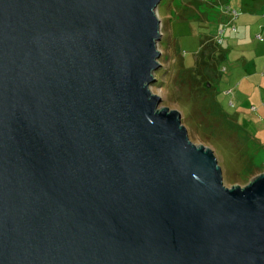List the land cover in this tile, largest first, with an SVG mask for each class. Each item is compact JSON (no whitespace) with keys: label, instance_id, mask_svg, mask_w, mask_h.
<instances>
[{"label":"water","instance_id":"water-1","mask_svg":"<svg viewBox=\"0 0 264 264\" xmlns=\"http://www.w3.org/2000/svg\"><path fill=\"white\" fill-rule=\"evenodd\" d=\"M161 1L0 0V264H264V172L150 88Z\"/></svg>","mask_w":264,"mask_h":264},{"label":"rangeland","instance_id":"rangeland-1","mask_svg":"<svg viewBox=\"0 0 264 264\" xmlns=\"http://www.w3.org/2000/svg\"><path fill=\"white\" fill-rule=\"evenodd\" d=\"M157 13L152 92L214 151L225 185L245 186L264 172V0H162Z\"/></svg>","mask_w":264,"mask_h":264},{"label":"trees","instance_id":"trees-1","mask_svg":"<svg viewBox=\"0 0 264 264\" xmlns=\"http://www.w3.org/2000/svg\"><path fill=\"white\" fill-rule=\"evenodd\" d=\"M206 83H207V82H206ZM206 85H207V84H206ZM206 85H205V87L207 88L208 86H206ZM213 106H214L215 109H216L215 113L217 114V116L219 115V116L222 117V118L227 117V115H226L225 113H223V111H221V109L219 108L218 103L213 102ZM237 128H238V127H237ZM247 138H248V135H247ZM248 165H249L248 167H251V168H252L253 162L249 163Z\"/></svg>","mask_w":264,"mask_h":264},{"label":"crops","instance_id":"crops-1","mask_svg":"<svg viewBox=\"0 0 264 264\" xmlns=\"http://www.w3.org/2000/svg\"><path fill=\"white\" fill-rule=\"evenodd\" d=\"M238 16H240V13H238ZM238 16H237V17H238ZM259 35H260V34H259ZM207 45H208V44H207ZM214 48H215V47H214ZM215 50H216V48H215ZM218 51H219V50H218Z\"/></svg>","mask_w":264,"mask_h":264},{"label":"built area","instance_id":"built-area-1","mask_svg":"<svg viewBox=\"0 0 264 264\" xmlns=\"http://www.w3.org/2000/svg\"><path fill=\"white\" fill-rule=\"evenodd\" d=\"M221 38H219V44H220ZM218 42V41H217Z\"/></svg>","mask_w":264,"mask_h":264},{"label":"flooded vegetation","instance_id":"flooded-vegetation-1","mask_svg":"<svg viewBox=\"0 0 264 264\" xmlns=\"http://www.w3.org/2000/svg\"><path fill=\"white\" fill-rule=\"evenodd\" d=\"M214 62V61H213Z\"/></svg>","mask_w":264,"mask_h":264}]
</instances>
